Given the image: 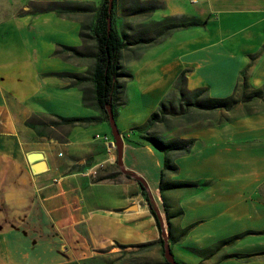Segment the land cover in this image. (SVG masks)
Listing matches in <instances>:
<instances>
[{"label": "crops", "instance_id": "obj_1", "mask_svg": "<svg viewBox=\"0 0 264 264\" xmlns=\"http://www.w3.org/2000/svg\"><path fill=\"white\" fill-rule=\"evenodd\" d=\"M190 2V11L177 2L170 15L194 16L200 25L121 49L120 64L131 76L120 78L122 104L115 108L119 163L108 122L85 103L82 87L59 75L94 66V57L61 47L84 45L81 32L89 33L102 0H0V264H105L123 251L159 254L160 232L137 179L176 261L264 264V256L246 258L264 251V99L229 111L188 108L151 127L166 139H193L187 153H170L177 171L164 178L191 187L160 189L164 153L136 130L177 94L174 84L185 69L189 91L264 95V0ZM151 3L163 6L115 0L113 24L121 37L154 36L153 25L144 23ZM229 17L235 50L222 37V19ZM163 43L168 48L159 51ZM135 97L139 107L127 109ZM60 117L97 120L66 125ZM33 152L42 158L30 161Z\"/></svg>", "mask_w": 264, "mask_h": 264}, {"label": "trees", "instance_id": "obj_2", "mask_svg": "<svg viewBox=\"0 0 264 264\" xmlns=\"http://www.w3.org/2000/svg\"><path fill=\"white\" fill-rule=\"evenodd\" d=\"M108 0H102L100 5L99 13L97 14V18L94 22L93 26L89 27V33L85 31L81 32V36L84 40V45L80 48L77 47H65L62 46L61 50L69 51L74 56L80 57H94V66L92 69L83 74V73H71V72H62L59 73L60 76L65 78H69L71 83L74 85H79L84 90V101L87 104H93L100 112L103 120L108 122V115L106 111V106L111 105L114 117H115V108L122 104V83L120 81L121 77L131 76V74L124 70L122 65L120 64V55L121 49L128 45H133L140 42H151L157 37L164 36L175 28H186L190 26L200 25L202 21L192 17L187 16H176V15H168L163 17L162 19L154 22V36L150 38H136V39H124L121 35L116 31L113 24V12L115 8V0H112L111 10H108ZM56 5V4H55ZM49 4L47 9H64V7L60 5ZM162 5L151 3L145 7L148 10H153ZM67 7V6H66ZM35 10L33 9V12ZM109 19V26H108ZM87 34V35H86ZM94 38L95 43L94 46H91V51H88L86 40L89 38ZM188 69L182 70L178 75L174 87L178 91L179 99H178V107L179 110H175V107L171 103L169 106L163 101L160 103L159 109L150 114L147 121L136 128L139 131V136L145 142L153 144L156 148L163 151L164 153V163L163 170L161 172L160 178V189H175V188H183V187H191L190 184L184 183H170L164 181L166 177V173H175L177 171V166L173 161L170 153L172 152H180L187 153L192 144L193 139L191 138H170L166 139L163 137H159L158 135L150 132L151 127L158 122H164L166 117L169 115L179 114L181 112H185V109L188 108H196L198 110L203 111H212V110H226L229 111L235 107L240 102H247L254 97H260L262 95V90H257L251 94H243V96L238 97L235 94L228 95L226 97H210L207 95L205 88H197L191 90L194 94L191 100H186L185 96L189 90L186 89V72ZM87 83L92 85L91 90L87 89L85 86ZM190 91V92H191ZM202 93H206L204 98H199V95ZM181 109V110H180ZM60 123L66 125H74L80 124L84 122L96 121L95 118H86V117H60ZM126 178L131 179L132 177L128 174L125 175ZM137 182L141 186L143 190V195L145 197V201L149 207V211L151 215L154 217L157 227L160 232L159 246L161 256L163 257V243H164V230L162 229L157 211L153 204L152 199H150V195L147 191L146 185L142 180L137 179ZM166 235V233H165ZM243 236L238 235L232 238L227 242H223L219 245L228 244L233 241H237L241 239ZM151 244L145 245L143 247H149ZM255 256H264V251L255 253L252 255H247L246 258H251ZM178 262V261H177ZM163 264H168L163 258ZM178 264H184L178 262Z\"/></svg>", "mask_w": 264, "mask_h": 264}, {"label": "rangeland", "instance_id": "obj_3", "mask_svg": "<svg viewBox=\"0 0 264 264\" xmlns=\"http://www.w3.org/2000/svg\"><path fill=\"white\" fill-rule=\"evenodd\" d=\"M163 2V6L157 7L155 10H152V12H150L149 14H147L145 16L146 21H144V23H151L152 25H154V22L157 20L162 19L163 16L165 15H170L173 14L172 11V6H174L175 4H177V2L181 5L184 4L185 8H190L191 7V2L190 0H161ZM190 11V9H189ZM155 20L154 22H151ZM222 25H224V27L226 28V30H224L222 32V37L224 38V43L226 44V46H228L230 49L235 50V19L229 17L228 21L225 20L224 18L222 19ZM208 30H210L211 26L208 25ZM199 29V28H198ZM87 33V32H86ZM210 34V33H208ZM87 35V34H86ZM180 37L179 36H175L171 42H176ZM238 40H242L241 38V34L237 35L236 37ZM170 42V43H171ZM168 43V42H166ZM163 43L161 46H159V51H163L166 50L167 44ZM86 45H87V49L88 51H91V45L89 44V39L86 40ZM151 50V49H150ZM171 52V51H170ZM179 52L178 48L175 49V51H173L171 54H175L177 55ZM147 56H145L144 58H146ZM89 91V86L88 83L85 85ZM232 92L230 93H217V92H213L210 93L208 92L207 95H209L210 97H225L230 95ZM187 95L185 96L186 100H191L194 96V94L192 93V91L186 93ZM246 95H248L246 93ZM206 96V93H202V95H199V98H204ZM243 96V94L241 95ZM242 98V97H240ZM258 98V97H254L253 99ZM259 98L264 99L263 96H260ZM178 99H179V94L177 91V94L175 95H169L168 99L164 100V102L169 106L171 103L173 104V106L175 107V110H179L178 106ZM138 101L137 98L135 97V99H131L129 106L127 107V109H133L136 110L138 108ZM257 107V106H256ZM258 108V107H257ZM181 110V109H180ZM226 111V110H225ZM151 132V130H150ZM154 134H157V132L152 131ZM159 136V135H158ZM160 137V136H159ZM122 256L121 257H111V260H109L108 262L106 261L105 264H116V261L119 259L120 263L119 264H163V257L161 256V252L159 254H157L155 251L153 250H147L144 252V256H136L134 251H128V252H122ZM127 255V257L125 255ZM159 258L160 263L157 262V259ZM176 259L179 260V258L177 257Z\"/></svg>", "mask_w": 264, "mask_h": 264}, {"label": "water", "instance_id": "obj_4", "mask_svg": "<svg viewBox=\"0 0 264 264\" xmlns=\"http://www.w3.org/2000/svg\"><path fill=\"white\" fill-rule=\"evenodd\" d=\"M108 2H109L108 3V10L110 11L111 7H112V0H108ZM108 26H109V19H108ZM106 111H107V115H108V124L110 126L111 134L113 137V145L115 146V148L118 151V161L120 163V158H121V153H122V145H123L122 137H121L120 131L117 127L116 120L114 117V112H113L111 105L106 106ZM41 158H42V153H40V152H33L29 156L30 161H36V160H39ZM37 171L38 170H35V172H37ZM150 199H151V196H150ZM158 217H159V220H160V223L162 226L160 216L158 215ZM162 229H163V226H162ZM163 234H164L163 258L165 259V261L168 264H178V262L174 259V256L171 252V248H170L167 236L165 235V232Z\"/></svg>", "mask_w": 264, "mask_h": 264}, {"label": "built area", "instance_id": "obj_5", "mask_svg": "<svg viewBox=\"0 0 264 264\" xmlns=\"http://www.w3.org/2000/svg\"><path fill=\"white\" fill-rule=\"evenodd\" d=\"M101 166H102V164H99V165H98V167H101ZM91 175H93V176L96 175V170H92V171H91Z\"/></svg>", "mask_w": 264, "mask_h": 264}]
</instances>
